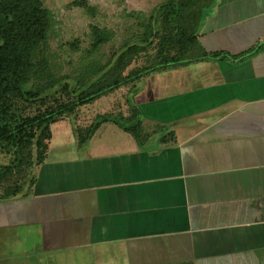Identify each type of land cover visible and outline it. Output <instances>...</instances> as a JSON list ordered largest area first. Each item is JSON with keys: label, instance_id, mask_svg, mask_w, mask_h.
<instances>
[{"label": "crops", "instance_id": "crops-1", "mask_svg": "<svg viewBox=\"0 0 264 264\" xmlns=\"http://www.w3.org/2000/svg\"><path fill=\"white\" fill-rule=\"evenodd\" d=\"M215 2L198 38L226 57L141 84L138 139L54 122L28 192L0 199L4 249L40 247L27 264H264V0ZM110 96L80 112L103 98L100 114L135 118Z\"/></svg>", "mask_w": 264, "mask_h": 264}, {"label": "rangeland", "instance_id": "rangeland-1", "mask_svg": "<svg viewBox=\"0 0 264 264\" xmlns=\"http://www.w3.org/2000/svg\"><path fill=\"white\" fill-rule=\"evenodd\" d=\"M42 1L49 10L51 25L46 33V40L40 42L34 52L35 73L24 86V90H38L39 95L36 99L30 100L22 95L12 98V110L16 111L15 115L19 122L66 105L69 107L67 111L51 114L50 118L58 119L56 121L58 124L65 121L64 124L73 126L72 128L76 130L74 133L79 128V135L84 138L88 126L99 119L97 116L100 115L102 106L99 108L97 102L107 101L102 100L103 98L101 101H95L94 106L91 105L93 110H87L89 115H83L80 112L83 104H92L96 100L91 97L84 101V98L102 90L104 95L97 98L109 93L111 96L108 98L112 102H123V97L127 101V96L133 97L131 89L139 87L154 74L160 78L163 72L184 68L187 65L167 68L162 64L159 69L156 68L159 61L172 58L176 49L173 50L167 45V49L161 50L158 36L149 37L148 40L142 39L148 26L153 27L154 33L163 28L161 4L171 0H85L89 4V9L76 5L73 3L74 0ZM177 1L175 0V3ZM215 1L204 9L205 13L213 10V6L217 5ZM202 4L206 6L208 0H202ZM92 26H97L106 37V41L96 47L93 46ZM133 46L141 48L137 50ZM177 73L183 71H175L174 74ZM116 81L119 83L113 84ZM107 112H110V109ZM79 122L83 127H78ZM44 124L45 122L36 125L33 134L27 136L22 144H17L14 138L13 144L0 143V174L7 171L5 176L0 177V199H3L6 189L18 188L17 192L6 197L28 192L37 169V158L43 154V146L44 144L46 146L51 136L50 133L48 138L43 137ZM55 124H49L53 133L56 129ZM116 125L119 126L117 123ZM66 131V134L60 133L62 136L57 134L59 136L56 138L69 136L71 131L68 128ZM38 138H41L39 144ZM74 140L71 144H77ZM1 234L0 229V238ZM22 250L28 253L22 252L19 256L14 253L13 248L4 249L1 242L0 264H27L43 255V251L37 245H32L30 251L27 248Z\"/></svg>", "mask_w": 264, "mask_h": 264}, {"label": "trees", "instance_id": "trees-1", "mask_svg": "<svg viewBox=\"0 0 264 264\" xmlns=\"http://www.w3.org/2000/svg\"><path fill=\"white\" fill-rule=\"evenodd\" d=\"M213 2L214 0H208L206 6L202 4V0H178L177 3L175 0H171L166 4H161L160 13L164 20L163 28H159L154 33L153 27L148 26L142 39L148 40L149 37L158 36V45L161 50L167 49L166 46L169 45L171 49H176V52L172 58L159 61L156 68L159 69L162 64L168 68V66L184 65L206 58L223 59L226 57L222 50L207 51L198 38L202 17L205 13L204 9ZM73 3L90 8L85 0H74ZM50 25L49 10L43 5L42 0H0V143L13 144L14 138L17 140V144H22L27 136L33 134L35 126L44 122L43 137L48 138L51 133L49 124L58 120L51 119L50 115L63 110L67 111L69 108L64 105L52 112L36 115L21 122L15 115L16 111L12 110L13 97L22 95L30 100L36 99L39 95L38 90H24V86L29 82L30 76L35 73L34 52L39 43L46 40V33ZM92 32L94 47L106 41V37L97 26H92ZM133 47L137 50L141 48L140 46ZM117 83L119 81L113 82V84ZM131 90L134 94L138 91V87ZM102 94H104L102 90L95 91L93 95L84 98V101L91 97L96 99ZM127 102L134 112L132 95L127 98ZM134 116L135 118L126 120L110 113L100 114L97 116L99 119L88 126L86 129L88 132L84 138H89L102 122L112 121L138 139L141 120L136 110ZM40 141L41 138H38L37 143L39 144ZM43 147L45 152V144ZM44 152L37 158V166L43 161ZM6 173L7 171H2L0 177L5 176ZM17 191L18 188L15 190L6 189L3 198Z\"/></svg>", "mask_w": 264, "mask_h": 264}]
</instances>
